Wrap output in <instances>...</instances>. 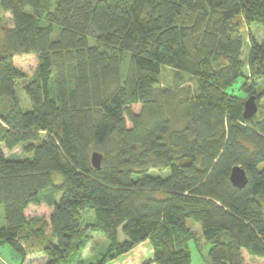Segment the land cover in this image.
I'll use <instances>...</instances> for the list:
<instances>
[{"label":"trees","instance_id":"1","mask_svg":"<svg viewBox=\"0 0 264 264\" xmlns=\"http://www.w3.org/2000/svg\"><path fill=\"white\" fill-rule=\"evenodd\" d=\"M0 7L13 20L0 57V99L9 104L0 112V242L21 264H106L146 241L156 264H193L189 220L200 224L211 264H245L244 253L264 259V115L246 120V100L233 93L238 84L258 104L264 99V39L251 28L264 27V0H56L54 9L46 0H0ZM240 17L249 28L246 63ZM16 55L39 60L23 88L28 111L17 95L26 75ZM166 69L173 77L165 87ZM19 146L31 158L5 155ZM94 152L103 155L100 170ZM237 166L245 188L231 182ZM82 211L95 213L87 239ZM34 223L46 242L39 249L24 236ZM95 234L109 246L88 262Z\"/></svg>","mask_w":264,"mask_h":264},{"label":"rangeland","instance_id":"2","mask_svg":"<svg viewBox=\"0 0 264 264\" xmlns=\"http://www.w3.org/2000/svg\"><path fill=\"white\" fill-rule=\"evenodd\" d=\"M46 4L50 9H54L56 6V0H46ZM238 24L243 25L244 29V36L246 37V46H245V52H244V63L247 62V54L249 51L248 48V43H247V32H249V28L247 29V25L245 24V21L243 20L242 17L239 19H236ZM13 27V20H12V15L11 13L4 12L1 7H0V57L7 54V48L5 44V35L6 32ZM252 32L253 34L257 37V39L262 42L264 39V27L252 25ZM60 33L58 30L55 31L54 33V40H58ZM66 61L69 62V57L65 58ZM15 65L18 70H20L24 75H26V79L20 81L18 83V88H17V95L22 102V108L25 111H28L31 109V104L29 102V99L23 90L25 85L31 81L36 73V69L38 67L39 60L36 56L34 55H16L15 56ZM71 63V62H70ZM69 63V68L70 67ZM173 77V71L170 69H166L163 78H162V84L163 86H167L168 83L171 82ZM52 84H51V91L52 94H55V76L52 78ZM238 84L235 85L233 93L236 94L238 97L248 100V96L243 93V91L238 90ZM9 104L6 99H0V112H5V110L8 108ZM259 113L260 115H264V99L260 100L259 102ZM141 110L140 105H135L134 106V111L136 113H139ZM130 126V124H128ZM5 155L6 156H12L14 158H28L32 155L26 156L24 153V146H19L13 151H7L5 150ZM168 172H165V174L161 173L162 176H166ZM159 171L158 170H151L150 175L155 176L158 175ZM54 179L56 182H61L63 180L61 175H55ZM61 195L56 197L58 198L57 201H59ZM260 202L264 204V196H261L258 198ZM81 217H82V231H81V236L86 238V235H89L90 231L92 230L93 224L95 223V213L94 211H82L81 212ZM188 224L191 228V231L194 232V239L195 241H192L190 243V252L192 254V261L193 264H211L208 260V252L210 249V246L208 243L205 241L203 237V232L200 224L195 223L191 220L188 221ZM5 225V216H4V207L1 205L0 206V227H3ZM41 227V224L39 223H34L33 225H30L25 232L24 236L28 240L27 244L29 246L34 247L35 249H39L40 247L45 245V240L41 237H37V230H39ZM88 237V236H87ZM87 239V238H86ZM79 243V242H78ZM149 244L151 246L152 242L149 241ZM89 249L85 250V261H93L97 262L98 259L103 257L105 254V251L107 250L109 243L106 237L103 234H95L93 237V241L89 243ZM75 249H72L71 252V259L75 260L77 259V256L74 254ZM127 254V253H126ZM245 254V264H264V259H258V258H253L250 257L247 253ZM125 255V254H124ZM123 256V255H122ZM119 258V257H117ZM115 258V259H117ZM154 259V258H153ZM150 260L147 262V264H153L154 261ZM114 260V259H113ZM0 261L3 262L4 264H21L22 258L19 256V254L13 250L9 245L6 243L0 242ZM108 264V262L106 263Z\"/></svg>","mask_w":264,"mask_h":264},{"label":"water","instance_id":"3","mask_svg":"<svg viewBox=\"0 0 264 264\" xmlns=\"http://www.w3.org/2000/svg\"><path fill=\"white\" fill-rule=\"evenodd\" d=\"M259 112V104L256 96H251L244 104V118L246 120L254 118ZM103 161V155L94 152L92 155V165L95 169L100 170ZM231 182L237 188H245L248 184L246 171L240 166L234 167L231 173Z\"/></svg>","mask_w":264,"mask_h":264},{"label":"crops","instance_id":"4","mask_svg":"<svg viewBox=\"0 0 264 264\" xmlns=\"http://www.w3.org/2000/svg\"><path fill=\"white\" fill-rule=\"evenodd\" d=\"M153 258L154 247L149 244V241H146L136 246L132 251L128 252L127 254L120 256L117 259L109 261L108 264H146ZM0 264L4 263L0 261Z\"/></svg>","mask_w":264,"mask_h":264}]
</instances>
